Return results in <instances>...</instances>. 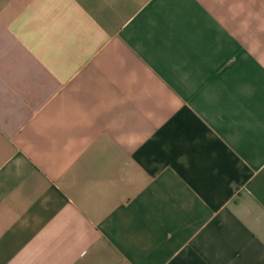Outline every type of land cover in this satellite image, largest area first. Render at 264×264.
<instances>
[{"label":"crops","instance_id":"1","mask_svg":"<svg viewBox=\"0 0 264 264\" xmlns=\"http://www.w3.org/2000/svg\"><path fill=\"white\" fill-rule=\"evenodd\" d=\"M0 264H264V0H0Z\"/></svg>","mask_w":264,"mask_h":264}]
</instances>
